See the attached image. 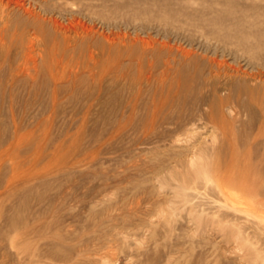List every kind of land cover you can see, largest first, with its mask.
Returning a JSON list of instances; mask_svg holds the SVG:
<instances>
[{
  "label": "rangeland",
  "instance_id": "1",
  "mask_svg": "<svg viewBox=\"0 0 264 264\" xmlns=\"http://www.w3.org/2000/svg\"><path fill=\"white\" fill-rule=\"evenodd\" d=\"M0 264H264V0H0Z\"/></svg>",
  "mask_w": 264,
  "mask_h": 264
},
{
  "label": "bare ground",
  "instance_id": "2",
  "mask_svg": "<svg viewBox=\"0 0 264 264\" xmlns=\"http://www.w3.org/2000/svg\"><path fill=\"white\" fill-rule=\"evenodd\" d=\"M248 47V46H247ZM254 49V48H253ZM253 54V53H252ZM218 64H220L221 65V63L220 62H218ZM167 75H168V70H167V68H164V70H162L161 71V73L160 74H158V80L161 82V86H162V88H163V90H162V92H161V89H159V96H162V97H164V96H166L167 94H168V92H167V94H164V81H165V79H166V77H167ZM151 78V74L149 73L147 76H146V79H148L147 81H149V79ZM168 78V77H167ZM56 79V78H55ZM182 90V89H181ZM167 91V90H166ZM184 91H185V89L183 88V90H182V92H180V95H181V93H183L184 94ZM139 93V92H138ZM137 93V94H138ZM155 93H157V92H155ZM166 93V92H165ZM186 93V92H185ZM164 95V96H163ZM168 96V95H167ZM164 103V102H163ZM163 103H161V107L159 108V109H162V107H163ZM155 106V105H154ZM158 109V108H157ZM155 114V113H154Z\"/></svg>",
  "mask_w": 264,
  "mask_h": 264
}]
</instances>
